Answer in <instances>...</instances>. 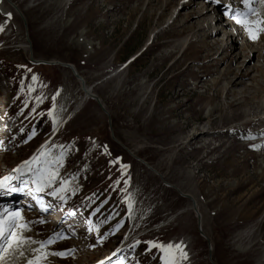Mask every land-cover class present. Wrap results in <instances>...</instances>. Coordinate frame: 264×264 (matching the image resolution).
<instances>
[{
    "label": "rangeland",
    "instance_id": "1",
    "mask_svg": "<svg viewBox=\"0 0 264 264\" xmlns=\"http://www.w3.org/2000/svg\"><path fill=\"white\" fill-rule=\"evenodd\" d=\"M179 1L0 0V122L9 128L0 133V173L25 160L35 187L45 168L57 172L38 194L53 196L66 181L64 201L55 198L86 216L92 239L81 251L79 231L51 226L29 207L26 237L66 238L44 249L30 244L28 259L64 252L40 264H93L121 246L123 264H164L155 242L180 246L170 254L175 264H264V119L256 128L260 112L246 116L259 100L237 95L255 86L247 79L226 97L227 82L220 92L213 84L218 74L203 79L213 71L206 44L225 32L186 49L199 34L184 30V18L169 26ZM54 62L75 66L103 108L89 99L39 149L83 96L75 72ZM262 73L253 75L264 85ZM180 191L195 196L204 229Z\"/></svg>",
    "mask_w": 264,
    "mask_h": 264
},
{
    "label": "bare ground",
    "instance_id": "2",
    "mask_svg": "<svg viewBox=\"0 0 264 264\" xmlns=\"http://www.w3.org/2000/svg\"><path fill=\"white\" fill-rule=\"evenodd\" d=\"M63 1H64L65 5H67L68 3L71 2V0H63ZM255 1H256V3L253 4V2H255ZM213 4L215 6H213L211 8V6ZM244 4L245 3L243 0L242 6H244ZM177 5H178L177 9L181 6L182 7L180 9V12H178L179 9L173 10V16H174L175 12H177V16L175 19L171 20V22H170L171 24L169 26L175 25L177 23L178 19L184 18V21H183L184 24L182 26L184 28V30L187 32H192L194 35L199 34L198 39L191 46H190V43L187 44L188 40H186L185 44L183 45V46H186V49H189V47L195 46L198 43H199V45L204 44V43H202V42H204L202 37H204V39H207L209 41L210 39L215 38V36H217V34L219 32H222V31L225 32V36H224L225 39L223 37L222 39H224V40H222L220 43L206 44V47L204 45V47L206 48L205 52L207 54V57L212 58L211 67L213 68V71H211V73H208L207 75L206 74L204 76L202 75L203 79H206V78L210 77L211 75L218 74V77L214 79L215 81L213 84H214V86H218V89H219L221 87L222 82L226 81L227 82L226 88L225 87L223 88V90L226 91V89L228 87V90H227L228 92H226V97H229L230 95L234 94L235 91L237 90V88H239L245 82L248 81L247 79H249V81L251 80L253 82V85L255 86V88L252 86H249L245 83V87L246 88L248 87V89H245V91H241V90L237 91V93H238L237 95L239 96L240 99L244 98V100H256V101L259 100V101H257V104H258L257 107H254L253 109H249L248 110L249 115H247V116L245 115V116L246 117L251 116L252 111H255L253 115H257L260 112L259 113L260 115L259 116L257 115L258 118L256 120V121H259L258 125H256L257 126L256 128H260L262 126V123H263L262 120L264 119V95L261 94V92L264 94V85L253 74L254 73L260 74V73H262V69L264 70V32H259L258 38L256 40H252V39H250V37L248 35L247 29L245 27H243L241 24H237V23L236 24L228 23L225 25L222 24L221 19H220L221 17L218 18V16H217V18H216L215 15L216 14L219 15V12L221 14L224 13V10L227 8V6H225L226 0H181L177 3ZM170 6H171L170 2L165 3V12H166V8L168 9V7L170 8ZM189 7H193V8L195 7V9H192L195 11V12H193L192 16H190L191 14L190 15H184V13H183V12H186V9H188ZM247 7H249V8L254 7L255 8V12L248 18V20H246L248 22V24L255 31V29L257 27L256 22L257 21H264V0H249ZM211 12H212V14H211ZM210 14H211V17H209V20L212 23L211 28H210V22L207 19V17L210 16ZM6 15H8V13H6ZM20 15H21V13H20ZM212 16H214V17L212 18ZM216 23L218 25H216ZM221 25H222V27H221ZM232 25H233V27H232ZM219 26L221 28H219ZM260 27H264V24H261ZM209 28H210V32L208 33ZM228 29H229V31H228ZM218 39H220V38H218ZM242 40H243V42H242ZM27 41H28V38H27ZM28 46H29V50H31V47L29 44H28ZM150 46H151V44L148 47H150ZM219 46H221V49H219ZM30 56L32 57V53H30ZM241 59H242L241 65L236 67L235 66L236 63L239 64V60H241ZM255 60H258L259 65L253 66ZM54 65H60V66L70 68V69L72 68L71 70L73 72H76L75 66L73 67L70 64L59 63V62L55 63L54 62ZM217 65L218 66L221 65V67H223V71H220L219 69H221V68H218ZM205 67L206 66H203L201 68L206 69ZM206 72L207 71H205V73ZM261 77H263V80H264L263 73H262ZM77 78H79V80H80L79 84H80V88L83 92V96L81 97L79 103L76 105V109L71 114H68V116L63 114L59 123L57 124V126H59L58 128H60V127L62 128L65 125V123H67L70 120V118L76 114V112H78L79 110L82 109V107L88 102L89 99H93V100L97 101L95 98L92 97L93 96L92 94L95 95V93L90 92L93 89L92 90L88 89L90 87H88V88L86 87L87 84L84 82L85 80L83 79V81H81V77H79V75ZM221 89L222 88L219 89V92L221 91ZM251 89L256 90L255 93H253V95L249 94V92H247V90H251ZM95 97H97V96L95 95ZM214 110H216V109H214ZM4 133L2 135H0V137H2L4 135ZM209 133H210V130L206 128V130L204 129L203 131L200 132V135H203V134L207 135ZM262 135L264 136V134H262ZM259 137H261V135ZM144 164L146 166L148 165L145 162H144ZM147 167L149 169H152L155 172V170L151 166L148 165ZM181 193L184 197L187 198V200L189 202V206H188L187 210L188 211L192 210V211L196 212V214H199L197 216L200 220V224H201L202 228L204 229L205 224H206L205 216L202 214L201 208H199L198 204L196 203V201H195L196 198L194 199L195 196L193 197L192 195H189V194L184 193V192H181ZM10 207L13 210L19 211V209L16 208L13 201L10 202ZM51 226H53V225H51ZM63 230H66V229L63 228ZM72 230H73V232L79 231V230H75V229H72ZM79 233H80V231H79ZM25 234H24V236H25ZM205 234L208 235V233L206 231H205ZM46 237H48V235ZM210 242H212V241H210ZM32 247H34V246L30 245V244H26L25 246L22 245L20 248L24 254L20 255V248L17 249V247L15 245H13L12 247H9L6 252L2 253V255H3L2 262H3V260L7 261V260L11 259V263H8V264H22L28 259V256L26 255V253H29V250ZM81 251H84V250H81ZM15 253H18L19 257L14 258ZM106 254H107V252H106ZM109 254H111V252H109ZM13 261H14V263H12Z\"/></svg>",
    "mask_w": 264,
    "mask_h": 264
},
{
    "label": "snow or ice",
    "instance_id": "3",
    "mask_svg": "<svg viewBox=\"0 0 264 264\" xmlns=\"http://www.w3.org/2000/svg\"><path fill=\"white\" fill-rule=\"evenodd\" d=\"M245 6L248 5L249 0H244ZM241 15L246 16L247 13H237L235 19L237 24H241L243 27H245L248 31V35L250 39L256 40L258 38L259 32H264V27H260L261 24H264V21H257V27L255 31L253 28L248 24L246 20H242L240 17ZM3 29L0 28V31ZM35 79V78H34ZM51 115V113H49ZM63 156L61 157L60 162L62 163ZM58 178V173L55 171L50 170L49 168H45L44 172L37 177L36 180V189L35 191L37 193L43 192L45 188H52L54 182ZM61 187L58 191H54L52 195L54 197H58L61 201H64L63 193L67 190V182L61 181ZM6 187V181H0V189H3ZM10 191H15V189H11ZM35 198V197H34ZM40 204V209L42 212L48 211V208L43 204L42 201H37ZM22 216L19 212L15 213H9L7 209H5L3 212H0V260L3 259L2 253L7 251L9 247H12L15 245L17 249H19L22 245L26 244H40V248L44 249L48 245L54 244L59 239H65L66 237L63 236L62 233H57L52 238L46 240V241H35L30 239L29 237L24 236L22 233L17 232V229H23L25 231H29V227L27 223H18V221L22 220ZM39 223L43 224L44 221L41 220ZM152 248L159 249L162 253H164V264H175V261L170 258V254L172 250L175 248L176 250L180 249V246H174L172 244H158L155 242H152L150 245ZM23 251L20 252V255H23ZM48 255L51 256H57L64 258L68 255V253L64 252H51V253H43L42 256H37L34 259H29L28 264H40L41 260L46 258ZM185 258H186V254ZM120 264H123V261L120 262Z\"/></svg>",
    "mask_w": 264,
    "mask_h": 264
},
{
    "label": "water",
    "instance_id": "4",
    "mask_svg": "<svg viewBox=\"0 0 264 264\" xmlns=\"http://www.w3.org/2000/svg\"><path fill=\"white\" fill-rule=\"evenodd\" d=\"M28 42H29V39H28ZM51 64H53V63H51ZM72 69V68H71ZM74 69V68H73ZM74 75H76V77H78V74H77V72H75V74ZM80 77V76H79ZM81 81H83V78H81ZM92 90V89H91ZM93 96V98H95L96 100H97V102H98V104L100 103V100L97 98V97H95V95L94 94H92ZM100 106H101V108H103V106H102V104L100 103Z\"/></svg>",
    "mask_w": 264,
    "mask_h": 264
}]
</instances>
